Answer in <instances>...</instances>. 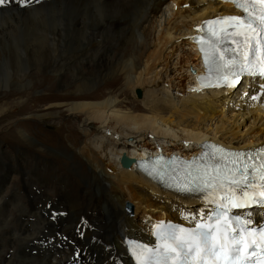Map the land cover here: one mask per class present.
Listing matches in <instances>:
<instances>
[{"label":"bare ground","instance_id":"6f19581e","mask_svg":"<svg viewBox=\"0 0 264 264\" xmlns=\"http://www.w3.org/2000/svg\"><path fill=\"white\" fill-rule=\"evenodd\" d=\"M222 13L237 12L215 0H33L25 8L19 0H8L0 7V69L9 72L0 74V87L9 88L0 114L8 115L10 104L35 93L38 85L59 86L62 90L54 93L46 111L33 115L66 112L81 119L77 146H71L89 174L80 176L81 196L63 192L51 212L25 206L14 196L2 199L0 264L19 262L11 252L6 256L7 237L8 248L24 259L21 264H132L123 237H148L160 219L183 223L186 216L208 208L202 195L164 191L136 166L122 167L119 160L122 154L139 157L141 147L196 154L206 139L233 149L264 144V88L259 93L257 79H242L235 88L192 90L198 87L192 73L200 66L193 37L203 21ZM34 57L38 65L31 68ZM44 70L53 73L48 81L38 73ZM118 82V89L99 86ZM12 87L20 96L9 101L18 94ZM138 87L141 100L134 94ZM235 99L241 103L237 111L232 109ZM185 103L200 110L177 116L175 111ZM213 109L221 118L212 126L207 122L215 119ZM248 114L251 132L233 131L225 123L231 119L234 125ZM126 201L134 204L132 216ZM198 203L202 209H196ZM9 206L19 210L18 216H4ZM251 211L253 218L259 217ZM145 220L146 229H140ZM32 239L37 246L27 248Z\"/></svg>","mask_w":264,"mask_h":264},{"label":"snow or ice","instance_id":"6c2138e0","mask_svg":"<svg viewBox=\"0 0 264 264\" xmlns=\"http://www.w3.org/2000/svg\"><path fill=\"white\" fill-rule=\"evenodd\" d=\"M7 2L0 0V6ZM32 2L19 0L21 7ZM231 2L241 14L205 20L197 29L204 35L193 37L207 68L193 91L235 88L244 75L264 78V0ZM211 149L188 163L182 177L173 176L172 186L202 194L205 204L214 207L204 214L206 218L186 216L195 222L194 227L156 225L155 247L129 246L135 264H264V223L254 221L251 211L264 210V146L247 152L215 145ZM162 161L157 157L149 174L157 173ZM141 167L148 170L146 163Z\"/></svg>","mask_w":264,"mask_h":264},{"label":"rangeland","instance_id":"374dc122","mask_svg":"<svg viewBox=\"0 0 264 264\" xmlns=\"http://www.w3.org/2000/svg\"><path fill=\"white\" fill-rule=\"evenodd\" d=\"M0 7L2 8V6ZM184 7L186 6L184 5L183 8ZM80 59L81 61L83 60V65H85L87 62L84 60L85 57H81ZM37 62V58H31L30 67H36V65H38ZM8 73L7 69H0V74L5 75ZM38 73L43 75H39V77H43L42 81H48V78L53 74L49 71L47 72V70L38 71ZM44 77L46 78L44 79ZM70 79L73 80L74 78L71 77ZM45 84L47 85V83ZM102 84L103 83L99 85L101 86V89L103 87H105V90L118 89L121 82L106 85ZM46 85H38L35 93L21 96L22 98H19V101H21L20 103H11L8 107V115L4 113L0 114V205L3 203V198L5 199L14 196L17 202H21L22 204H25V206L31 205L33 208L38 207L51 212L54 211V207L58 206L60 202L59 197H62L63 192L81 196L80 194L84 185L81 182L80 176L84 173L83 171H85V175L89 176L85 162L74 153L75 151L71 146V143H73L74 146H77L75 142L78 141V137L81 135V119L72 116L73 114H67L66 112L58 115V117L39 118L33 115L34 113L43 114L46 111L45 107L46 104L49 103L48 101L54 100V93L62 90L59 86L51 87ZM29 87H27V89ZM8 89L9 88L0 87V107L6 106L7 100L4 98V93ZM11 89L18 94L11 96L12 98H8L9 101L15 100L20 96L18 88L12 87ZM137 90H140L139 95ZM47 94H50L51 96H46ZM134 94L137 99L141 100L143 96L142 88H135ZM191 105V103H185L181 108L179 107L176 111H173H175L179 117H182L180 115L192 116L200 109H193L191 108ZM232 105H234L232 109L237 111L239 110L241 103L235 99V101L232 102ZM170 110L172 109L170 108ZM6 111L7 109L3 112ZM201 111L206 112L205 110L203 111V109ZM214 111L215 119L211 122H207L212 126L214 121L217 122L221 118V113L218 110ZM241 118L240 115L238 121L234 125L231 119L228 123H225L227 125L229 124V126L232 125L231 128L233 131L244 130V132H251L248 128L249 121L252 120L251 115L248 114V116ZM21 133L26 135V137L28 136L27 138L29 140L24 139L21 136ZM127 141H133L134 143V139L129 137L127 138ZM65 149H70L73 153L70 154L65 151L63 152ZM57 150H60V153ZM6 167L8 168V172H5ZM106 171L109 172L107 169ZM73 186H75V188L72 189ZM75 190L77 191L75 192ZM60 192L61 194H59ZM128 204L131 206L132 213L127 211ZM124 207H126L125 210L128 212L129 216L134 214L133 203L126 201ZM196 209H202V205H199L198 203ZM15 210L16 209H14L13 206H9L5 210L4 216L9 217V219L18 216L17 212H19V210ZM192 214L195 215L194 213ZM91 215L92 211L86 216ZM46 217H48V219L51 218L50 215H47ZM79 217L84 218V215L81 214ZM15 221L17 222L16 219ZM148 222V220H145L144 222L142 221V224L140 223L142 225L140 226V229L145 230V226ZM7 227L9 228V225H7ZM42 228L41 231L45 232L47 230L45 224H43ZM10 239V237L3 239V243L6 247L5 250L9 251L6 253V256L13 253V257L19 261L18 264H21L24 259L18 254V251L15 250L13 252V248H8V245H10ZM5 240L7 242H5ZM32 240L33 241L31 242L28 241L29 243L26 245L27 248L37 246L34 242L35 239ZM3 256L4 253L1 257Z\"/></svg>","mask_w":264,"mask_h":264},{"label":"water","instance_id":"95a60500","mask_svg":"<svg viewBox=\"0 0 264 264\" xmlns=\"http://www.w3.org/2000/svg\"><path fill=\"white\" fill-rule=\"evenodd\" d=\"M137 93H138V95H139L140 90H137ZM121 162H122V165H123L124 167H128V166H130V164L133 162V160L130 159V158H128V157H126V156H122V158H121ZM127 206L129 207L128 210H129V212L131 213V206H130L129 204H128Z\"/></svg>","mask_w":264,"mask_h":264}]
</instances>
